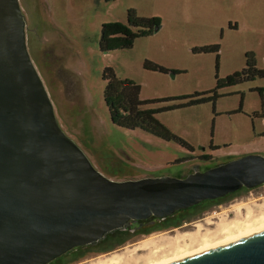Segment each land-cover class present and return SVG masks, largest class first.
I'll use <instances>...</instances> for the list:
<instances>
[{
	"label": "rangeland",
	"instance_id": "1",
	"mask_svg": "<svg viewBox=\"0 0 264 264\" xmlns=\"http://www.w3.org/2000/svg\"><path fill=\"white\" fill-rule=\"evenodd\" d=\"M17 1L27 52L62 133L106 178L182 179L243 155L264 159V78L220 89L214 101L185 108L178 105L197 98L157 102L211 91L215 79L244 68L245 53L253 56L256 69L264 70V0ZM147 18L159 21L154 33L133 40L126 49L99 51L103 25L109 45L125 39L127 31H137L127 25L129 19ZM212 45L218 48L216 55L193 53ZM145 61L160 71L143 69ZM105 68L114 74L116 109L125 110L119 116L133 112L138 123L159 136L110 122L102 101ZM172 136L193 151L165 140ZM203 155L210 159L199 160ZM262 212L264 185L204 201L162 220L130 223L127 240L114 245L106 238L96 250L80 254L74 249L51 264H98L110 256L123 257L122 264H150L178 252L173 239L183 233L196 232L198 239L215 243L223 237L215 233L217 225L244 221L247 213L252 220ZM178 241V248L187 250L200 244ZM146 242L156 244L157 251H137Z\"/></svg>",
	"mask_w": 264,
	"mask_h": 264
},
{
	"label": "water",
	"instance_id": "2",
	"mask_svg": "<svg viewBox=\"0 0 264 264\" xmlns=\"http://www.w3.org/2000/svg\"><path fill=\"white\" fill-rule=\"evenodd\" d=\"M21 13L17 0H0V264H51L130 223L264 185L257 155L182 179L100 174L56 121ZM168 264H264V230Z\"/></svg>",
	"mask_w": 264,
	"mask_h": 264
},
{
	"label": "trees",
	"instance_id": "3",
	"mask_svg": "<svg viewBox=\"0 0 264 264\" xmlns=\"http://www.w3.org/2000/svg\"><path fill=\"white\" fill-rule=\"evenodd\" d=\"M127 25L129 27H132L133 29H136L137 31L135 33H132L131 31H127L125 33V39L120 40L118 43H113V44H106V40H107V34H106V27L103 25L101 27V32L99 34V51L101 53L103 52H108L111 50H117V49H126L129 48L131 46V42H133V40L137 39V38H141V37H145V36H149L152 33H154V31H156V29L158 28L159 25V21L157 18H147L143 21H132V19H129L127 22ZM216 53L218 52V48L215 45L212 46H208V47H204L202 49H198V50H194L193 53ZM244 68L241 69L239 72L234 73L233 75H229L226 76L224 79H220L217 80L215 79V85L213 86V89L211 91L205 92V93H201L199 95L197 94H193L192 96H187V97H175V98H171V99H161L157 102H169V101H185V100H191V99H195L192 101H187L186 103L182 104V105H178V107L180 108H185L191 105H195V104H201V103H205L208 101H214L215 99V92L229 87V86H236L237 84L243 83V82H251L254 79L258 78H264V70H258L255 67V61L253 59V56L249 53H245L244 56ZM143 69L148 70V72H154V71H160L159 68H157L155 65L148 63L147 61H145L143 63ZM101 80L104 83L103 86V90H102V101L103 104L108 112V117L110 122L114 125V126H118V127H123V128H129L131 129H141L143 131H146L148 133H152L155 136H159L157 133H155L152 129L146 127V125L140 124L136 121V114L133 112H128V114H125L126 117L122 118V114H119L120 112H124L125 110H117L114 100L116 98L115 96V90H114V83H115V78H114V74L112 72V70L110 68H105L102 72L101 75ZM209 96V97H206ZM200 98V99H199ZM155 102V101H154ZM121 115V116H119ZM149 115H151V112H149ZM165 140H170L176 144L179 145V147L186 149L189 152H192L193 149L187 145L186 143H184L183 141H181L179 138L177 137H168L165 138ZM210 150H217V148H213V146H209ZM210 157L208 155H203L199 157V160L201 161H207L209 160ZM149 220V219H148ZM147 221V220H146ZM141 222V221H139ZM127 227L123 228L122 230H117L113 233H109L107 234L100 242H98L95 246H85L82 248H78L76 249V251L78 250L80 252V254L84 253V251L88 250H96L95 248H99L102 246L103 243H105L106 238L107 241H110V243L112 244H116L117 242L120 243V241H124L125 239L127 240L130 236H131V232H127ZM111 245V244H110ZM106 248V245L103 246ZM74 249H72L71 251H73ZM100 250V249H98ZM68 252L66 254H70L71 253ZM77 253V252H76ZM65 254V255H66ZM79 254V255H80Z\"/></svg>",
	"mask_w": 264,
	"mask_h": 264
},
{
	"label": "bare ground",
	"instance_id": "4",
	"mask_svg": "<svg viewBox=\"0 0 264 264\" xmlns=\"http://www.w3.org/2000/svg\"><path fill=\"white\" fill-rule=\"evenodd\" d=\"M250 217L251 216L249 215V213H247L246 220H244V221L239 222V221L231 220L229 222H224L220 225H217L215 233L218 234L219 236L223 235V237L215 243H210V241H208L209 239L207 240L205 237L203 239L200 238L201 240L198 239L197 238L198 235L196 232L195 233L194 232L193 233H190V232L183 233L180 238L173 239L174 248L178 252H175L170 257L161 259L158 262L157 261L152 262L150 264H168L172 261H175V260L177 261V260L183 259L187 256L192 255V254L195 255L196 253H200L204 250L216 248V247L222 246L223 244H226V243L228 244V243H230V242H232V241H234L240 237H243V236L245 237V236L254 234L260 230L263 231L264 230V212H262L261 214H259L255 218H253L252 220H249ZM198 230L199 229H197L196 231H198ZM209 233H211V232H209ZM200 237H202V236H200ZM178 240H181L182 242H185V243H187V242L190 244L193 243V245H194V243L196 244V241H198L200 244L194 250L193 249L187 250V247L178 248V244H179ZM148 248H150L152 251L155 250V252H156L158 249V246H156V244H153L152 242L141 243V244H139V246H137V251L138 250H146ZM162 249L163 248H161V250ZM151 254H153V253H151ZM123 262H124L123 257L110 256L109 258H107V260L102 261V262H98V264H122Z\"/></svg>",
	"mask_w": 264,
	"mask_h": 264
},
{
	"label": "flooded vegetation",
	"instance_id": "5",
	"mask_svg": "<svg viewBox=\"0 0 264 264\" xmlns=\"http://www.w3.org/2000/svg\"><path fill=\"white\" fill-rule=\"evenodd\" d=\"M254 189V188H253ZM238 191H245V193H247V192H249V191H246L245 189H240V190H238ZM158 220H160V219H158Z\"/></svg>",
	"mask_w": 264,
	"mask_h": 264
}]
</instances>
